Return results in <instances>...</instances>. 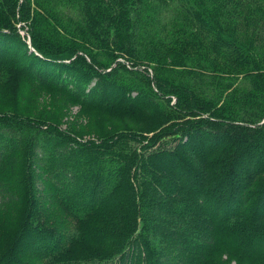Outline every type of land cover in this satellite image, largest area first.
<instances>
[{
	"label": "trees",
	"instance_id": "trees-1",
	"mask_svg": "<svg viewBox=\"0 0 264 264\" xmlns=\"http://www.w3.org/2000/svg\"><path fill=\"white\" fill-rule=\"evenodd\" d=\"M1 1L11 19L0 22V90L15 79L11 88L20 97L21 88L32 91L31 79L40 83L21 62L31 56L45 69L38 72L43 84L85 104L113 97L104 87L90 93L101 80L81 83L78 60L95 71L106 66L102 80L118 66L146 71L148 100L157 93L178 102L180 91L189 98L167 103L146 139L120 130L81 140L41 116L22 120L15 98L0 107V226L12 214L17 228L10 236L0 232V264H208L226 247L264 255V181L251 190L264 172V112L255 114L264 110V0ZM45 26L58 53L41 50L37 31ZM20 27L30 40L20 39ZM79 27L102 40L109 61L98 62L69 39ZM137 47L162 53L168 70L182 75L172 83L149 65L135 69L126 57ZM210 52L204 63L199 57ZM219 56L257 83L233 88L228 106L216 112L203 102L199 70L216 71ZM224 91L220 86L210 97L219 100ZM26 195L25 210L14 214Z\"/></svg>",
	"mask_w": 264,
	"mask_h": 264
},
{
	"label": "rangeland",
	"instance_id": "rangeland-1",
	"mask_svg": "<svg viewBox=\"0 0 264 264\" xmlns=\"http://www.w3.org/2000/svg\"><path fill=\"white\" fill-rule=\"evenodd\" d=\"M4 4L5 2L0 0V6L3 8V10H0V22H5L4 17L10 18L9 12H7V5ZM18 21L22 23L21 19ZM15 25L16 27L20 26L19 23H16ZM27 28H29L28 25ZM19 30L20 39L30 40L28 33L25 31L26 28L24 30L22 27H20ZM37 32L40 35V38H37V40L41 46V50L47 53H58L59 49L56 44L48 39L49 36H51L49 35L48 28L45 26ZM76 32L77 34L72 37V39L69 38L70 40L74 42L81 41L79 42V45H81L80 47H83L87 52L91 53L93 58L98 60V62L110 60L109 56L104 52L102 40H98L99 38L96 39L94 37H90L88 34L83 32V29L80 27L76 29ZM74 38H77V41L73 40ZM69 39L67 42L70 43ZM259 45L261 50L264 51V41L260 42ZM14 46H12L11 50L15 49ZM162 55V53H157L155 50L141 49L140 47H137L133 57L128 56L126 58H128L131 63L135 65V69H141L142 64L149 65L153 67L156 75L159 78L167 79L173 83L174 81H172V79L175 77L178 78V76L182 75V72L168 70L169 66L167 65V58L163 57L159 60ZM191 57L195 58L196 56H188V58ZM212 57L213 54L210 52L207 55H201L199 58H201L204 63H208L209 61H212ZM22 58L23 61L21 62L23 63V67L24 65H28L34 77L39 80L40 83H34L31 77L27 76L28 79H31L30 82L32 84H30V88L32 91H28L27 93L21 88L19 90L20 97H18L16 93H13L11 88V86L16 84V80L14 79L13 81H9L7 83L6 90H0V107L3 108L6 104L11 103L10 101L16 100L20 105H22V110H19L15 115H19L22 120L24 118L26 119L28 115L41 116L44 119L52 120V123L59 125V127L64 132L67 131L68 133H75L79 135L81 140L87 141L99 139L101 137H108L120 130L131 131L135 135H141L146 139L158 129L161 120L160 115L163 112L162 108L166 106L167 103L170 104L171 102H174V104H182L183 102H187L189 98L188 95L182 94L180 91L178 92L180 95L178 102L173 97L162 99L159 97L162 95H158L157 93L154 94L155 96H158L157 98L155 96H150L152 99L150 98L148 100V94H146V91H148L146 71L132 70L131 73H129L124 70V66H118L115 70L108 71L109 73L103 77L102 80V77L98 75V72L104 71L106 66L100 68L98 67V69H96L97 71H95L94 67L90 65L88 66L85 63L82 64L80 63V60H78L76 61L75 65L82 73L80 75L86 77V79H81V83L84 84L91 81V77L93 76H97L98 80H101L100 83L98 82L95 90L90 93L93 95H98V90L101 87H104V89L108 92V95L113 97L112 102L109 100V97L106 99L104 97H100V99H98L97 102H94L93 104H85L83 103L82 99L79 98L82 96H75V94L71 92H66V90L60 89L56 86V84L54 85L53 83L45 82L46 84H43L44 80L40 79L38 75L40 70H45L44 68H38V64L41 63H38L37 60H33V62V58L31 56H23ZM217 65V70L212 71L214 73L211 72V68L206 70L202 67L200 70H198L202 74L201 79L205 87L203 102L212 106V111L219 110L220 112V109H222L223 106L226 105L224 107L226 108L230 103L228 98L226 99V96L227 93L231 92L233 88H236L237 90L239 88V90L243 88L254 89L253 85H255L257 82L254 80L252 74L246 75L247 73H244L242 69H236L235 65L228 59L227 56H219ZM19 66L21 67L22 65L19 64ZM186 66H179L178 68H175V70L183 72L185 71V74H187L188 69H185ZM127 68L130 69L133 67L127 66ZM186 68L193 67H191V63H189L188 67ZM192 70L197 69L193 68ZM55 72L56 76H58V72L55 69L52 70L51 75H54ZM210 76H214V79ZM108 78L114 81L118 80V82L121 83L122 88L119 89L111 87L109 81L107 80ZM91 83L94 84V81ZM104 84L109 86L106 87ZM220 86H223L225 89L222 96L219 94V100L211 98L210 96L212 95V91H218ZM123 98H126V100ZM263 112L264 110H258L255 114H260ZM219 115L222 116L223 114L219 113ZM263 117L261 119H263ZM263 181L264 172L257 176L255 184L251 190L255 189L256 186ZM22 188H24V186H22ZM246 193L247 192H244L245 195ZM28 200V195L21 197L19 202L13 208V212H15L14 214L22 213L28 205ZM252 200L253 198L250 200V202ZM37 208H39V206ZM11 215H8L9 217H7L0 226V232L5 236H10L11 233H14V231L17 229L16 227L14 229L12 222L13 219L10 217ZM238 257L240 258L239 261L237 259ZM208 264H264V255H240V251L236 247H226L222 253L214 254L212 260H209Z\"/></svg>",
	"mask_w": 264,
	"mask_h": 264
},
{
	"label": "water",
	"instance_id": "water-1",
	"mask_svg": "<svg viewBox=\"0 0 264 264\" xmlns=\"http://www.w3.org/2000/svg\"><path fill=\"white\" fill-rule=\"evenodd\" d=\"M262 122H264V119H263V121Z\"/></svg>",
	"mask_w": 264,
	"mask_h": 264
}]
</instances>
